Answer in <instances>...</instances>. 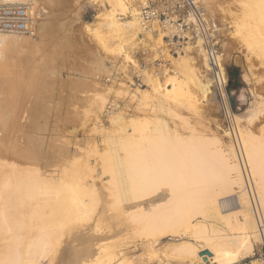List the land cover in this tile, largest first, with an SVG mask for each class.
Listing matches in <instances>:
<instances>
[{
  "label": "bare ground",
  "instance_id": "bare-ground-1",
  "mask_svg": "<svg viewBox=\"0 0 264 264\" xmlns=\"http://www.w3.org/2000/svg\"><path fill=\"white\" fill-rule=\"evenodd\" d=\"M105 1L109 13L98 23H85L87 33L103 42L105 28L123 46L146 47L144 38L152 39L156 23L142 22L136 7L146 0ZM231 1L239 12L236 36L264 65V0ZM42 3L0 0V6L27 7L33 31L0 33V264H150L158 253L133 263L118 252L119 240L158 243L185 235L189 241L172 245V254L164 252L182 264H244L254 256L262 242L260 223L264 226V138L237 126L232 133L223 129V135L211 136L185 119L175 123L180 106L200 112L188 80L202 97L214 94L212 84L185 57L174 59L172 71L144 73L148 89L138 92L142 116H112L114 136L109 134L108 152L100 163L107 186L98 188L93 181L95 168L87 154L86 159L58 145L45 155L33 116L27 118L16 102L37 66L35 60L44 59L51 15ZM201 3L217 39L221 13L207 7L208 0ZM160 37L153 43L164 48ZM122 48L110 57L119 59ZM194 49L186 47L189 53ZM124 57L132 61L127 53ZM221 57L218 53V74L226 82ZM48 166L55 168L51 174ZM229 198L237 208L226 212Z\"/></svg>",
  "mask_w": 264,
  "mask_h": 264
},
{
  "label": "rangeland",
  "instance_id": "rangeland-1",
  "mask_svg": "<svg viewBox=\"0 0 264 264\" xmlns=\"http://www.w3.org/2000/svg\"><path fill=\"white\" fill-rule=\"evenodd\" d=\"M149 2H137L136 8L140 14ZM41 5L51 15L49 25L47 24L49 28L46 33L44 59L42 62L35 60L37 66L30 74L29 82L25 83L24 90L17 94V107L23 112L26 111L27 118L33 116L35 135L40 138L45 155L51 147L58 145L80 153L81 156L87 154L90 167L95 168L93 181L98 188L107 186L109 181L108 175L100 173V163L102 155L108 152L109 134L114 136L112 116L125 115L129 120L143 115L138 92L148 89L144 73L161 72L164 68L172 71L175 68V58L185 57L188 61L191 60V63L195 64L197 75L211 83L214 90V94L204 98L199 94L197 86H193L188 80L189 91L199 99L201 108L198 115L192 113L189 108L180 106L178 114L183 117H175L177 125L182 122L181 119H185L196 131L206 130L211 136L219 132L223 135V129L232 133L237 126L239 129L251 131L257 139L264 138V76L261 73L264 71V65L245 50L235 34V16L239 13L237 3L231 0H208L207 5L212 11L221 13L218 17L220 36L217 40L220 48L218 53L222 55V66L228 76L227 94L222 88L218 93L207 59L197 48L194 53H189L184 48L183 53L177 56L171 53L163 39L164 48H158L153 43L154 37L157 42L162 36L157 23L154 24L156 27L153 26L155 29L153 28L151 34L152 39L144 38L146 47L127 44L123 46L118 39L115 38V42L114 38L106 34L105 28L101 31L105 32L102 35L105 36L106 42L96 39L94 34H88L86 31L85 23H98L97 20L102 21L109 13L110 6L107 1L43 0ZM104 42L107 49L103 45ZM117 42L120 45H117ZM188 46L192 45L186 47ZM120 48L123 49V54L121 53L119 59L110 57L113 55L111 53ZM126 53L132 61L125 60ZM232 70H237L239 78L232 79L229 83V72ZM42 76L46 77L47 81L42 82ZM106 78L108 80L104 81ZM173 123L170 121V124ZM83 157L87 159L86 155ZM45 170L47 174H51L55 168L48 166ZM229 199L228 206L231 209L226 206V212L237 208L234 198ZM184 240L189 241V236L168 237L158 243L135 242L124 237L119 240L118 252L127 254L133 263L139 262L143 257L147 259L149 254L155 252L158 253L157 258L150 264H182L180 260L169 258L164 252L172 254L171 246ZM260 252L261 246L258 243L254 256L243 263L251 264L257 260L264 264L259 258Z\"/></svg>",
  "mask_w": 264,
  "mask_h": 264
},
{
  "label": "built area",
  "instance_id": "built-area-1",
  "mask_svg": "<svg viewBox=\"0 0 264 264\" xmlns=\"http://www.w3.org/2000/svg\"><path fill=\"white\" fill-rule=\"evenodd\" d=\"M144 26L157 23L163 40L173 55L183 53L187 45L201 50L207 58L208 68L218 93L223 90L227 94L226 82L219 76L218 51L219 43L212 33L201 0H159L157 4L149 2L141 10ZM31 16L25 6H0V33L30 35L33 33ZM262 235L259 258L264 263V226L260 223Z\"/></svg>",
  "mask_w": 264,
  "mask_h": 264
},
{
  "label": "trees",
  "instance_id": "trees-1",
  "mask_svg": "<svg viewBox=\"0 0 264 264\" xmlns=\"http://www.w3.org/2000/svg\"><path fill=\"white\" fill-rule=\"evenodd\" d=\"M238 78H239V73L237 72V70L236 71L232 70L229 72V80H230L229 83H231L232 79H238Z\"/></svg>",
  "mask_w": 264,
  "mask_h": 264
},
{
  "label": "water",
  "instance_id": "water-1",
  "mask_svg": "<svg viewBox=\"0 0 264 264\" xmlns=\"http://www.w3.org/2000/svg\"><path fill=\"white\" fill-rule=\"evenodd\" d=\"M205 254H209V252H205Z\"/></svg>",
  "mask_w": 264,
  "mask_h": 264
}]
</instances>
